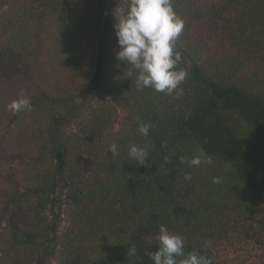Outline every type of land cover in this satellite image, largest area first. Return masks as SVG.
Here are the masks:
<instances>
[{
  "label": "trees",
  "instance_id": "trees-1",
  "mask_svg": "<svg viewBox=\"0 0 264 264\" xmlns=\"http://www.w3.org/2000/svg\"><path fill=\"white\" fill-rule=\"evenodd\" d=\"M127 3L0 0V83L33 93L15 114L0 94V264H153L161 224L186 254L264 264V0H171L188 74L172 96L117 59ZM201 152L210 166L181 163Z\"/></svg>",
  "mask_w": 264,
  "mask_h": 264
},
{
  "label": "clouds",
  "instance_id": "clouds-1",
  "mask_svg": "<svg viewBox=\"0 0 264 264\" xmlns=\"http://www.w3.org/2000/svg\"><path fill=\"white\" fill-rule=\"evenodd\" d=\"M184 20L174 11L171 0H128L127 7L120 9L114 31L117 37V59L127 62L136 70L135 83L138 90L150 88L155 92L172 96L179 95L180 85L187 78V72L178 69L182 54L177 48V40L184 31ZM132 73L129 72V76ZM7 108L12 113L31 111V101L21 92ZM150 123H140L138 132L147 136ZM109 151L118 155V146L113 142ZM128 156L137 165H145L148 158L146 147L132 144ZM181 163L189 167L201 164L211 165V157L203 152L191 158L181 156ZM185 180H191L185 174ZM219 177H213L212 183L219 184ZM158 246L147 253L153 264H212V260L198 251L185 253L184 239L181 235L169 231L166 225L159 226ZM135 253V248L132 249Z\"/></svg>",
  "mask_w": 264,
  "mask_h": 264
},
{
  "label": "rangeland",
  "instance_id": "rangeland-1",
  "mask_svg": "<svg viewBox=\"0 0 264 264\" xmlns=\"http://www.w3.org/2000/svg\"><path fill=\"white\" fill-rule=\"evenodd\" d=\"M17 83V80H13V81H5V82H2L0 83V94H1V90H6L7 89H10L11 90H8V93L12 94L15 93L17 94L18 96L21 94V92L23 94H25L26 96L28 97H32L33 93H32V89L29 88V86H27L24 82H22L21 84H19V89L18 88H15L14 87V84ZM14 87V89H13ZM3 159H0V168L2 166V161ZM64 193L65 191L62 190V182L59 184V188L57 189L56 193H55V198H56V206H55V213L57 215H60L61 214V217L64 218L65 215L63 214L62 215V212L64 211L63 210V200H64ZM66 225V222L65 220L62 222V225H61V229L60 230H63L64 226ZM234 259H236L234 257ZM238 260V259H236Z\"/></svg>",
  "mask_w": 264,
  "mask_h": 264
}]
</instances>
